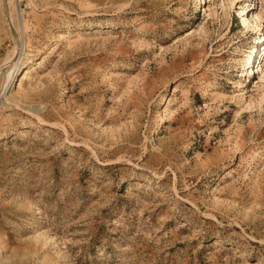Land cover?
<instances>
[{
    "label": "rangeland",
    "instance_id": "obj_1",
    "mask_svg": "<svg viewBox=\"0 0 264 264\" xmlns=\"http://www.w3.org/2000/svg\"><path fill=\"white\" fill-rule=\"evenodd\" d=\"M9 1L0 264H264V0Z\"/></svg>",
    "mask_w": 264,
    "mask_h": 264
},
{
    "label": "bare ground",
    "instance_id": "obj_2",
    "mask_svg": "<svg viewBox=\"0 0 264 264\" xmlns=\"http://www.w3.org/2000/svg\"><path fill=\"white\" fill-rule=\"evenodd\" d=\"M9 7H10V1L9 0H5V11L7 12V13H10V10H9ZM257 19V21L259 20V18H258V16L256 15L255 16ZM10 22V21H9ZM10 24H12L11 22H10ZM15 31V30H14ZM22 49V48H21ZM20 49V50H21ZM21 53V52H20ZM19 55V54H18ZM13 59V58H12ZM11 60V59H10ZM9 64H14L13 66H15V64H16V62H13V63H9ZM8 66V65H7ZM15 68H16V66H15ZM18 71H15V72H11L10 74H9V77H8V79H9V82H10V85H13V83H14V81H15V79H16V76L18 75Z\"/></svg>",
    "mask_w": 264,
    "mask_h": 264
}]
</instances>
